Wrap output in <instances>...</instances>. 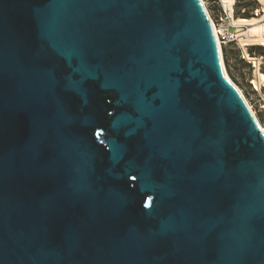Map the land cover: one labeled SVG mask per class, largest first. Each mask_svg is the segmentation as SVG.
I'll return each instance as SVG.
<instances>
[{
  "label": "water",
  "instance_id": "95a60500",
  "mask_svg": "<svg viewBox=\"0 0 264 264\" xmlns=\"http://www.w3.org/2000/svg\"><path fill=\"white\" fill-rule=\"evenodd\" d=\"M0 264H264V135L201 0H0Z\"/></svg>",
  "mask_w": 264,
  "mask_h": 264
},
{
  "label": "rangeland",
  "instance_id": "374dc122",
  "mask_svg": "<svg viewBox=\"0 0 264 264\" xmlns=\"http://www.w3.org/2000/svg\"><path fill=\"white\" fill-rule=\"evenodd\" d=\"M205 2L208 11L215 22H220L221 18H225L226 14L224 7L230 14V17L234 19L239 17L244 18L242 16L244 10H246V15L249 14L246 18L255 16L256 9L260 7L258 0H205ZM234 11L236 14L239 13L240 15L237 17ZM260 47L263 46L260 45ZM252 48H256V46L248 47L250 55L253 57L255 56L254 58L259 57L261 60L263 59V64L260 68L257 66L254 67L250 60L243 59L241 46L237 45L223 47V60L229 77L243 91L244 95L255 110L259 120L264 125V85L260 91L256 88V85L253 84V81L256 79L255 76L259 70H262L261 72L264 74V47L261 53H258L259 51L253 53ZM226 56L229 58V65L226 63ZM253 62L255 61L253 60L252 63Z\"/></svg>",
  "mask_w": 264,
  "mask_h": 264
},
{
  "label": "bare ground",
  "instance_id": "6f19581e",
  "mask_svg": "<svg viewBox=\"0 0 264 264\" xmlns=\"http://www.w3.org/2000/svg\"><path fill=\"white\" fill-rule=\"evenodd\" d=\"M201 2L203 3V5L205 6V9L207 10V14L209 17V21L210 24L212 25L215 33H216V29H217V23L215 22V20L213 19V17L211 16V14L208 11V8L206 6V2L205 0H201ZM258 3L260 5H262V9L260 10L261 13H259V8L257 9L256 15L252 16L250 18L247 19H242V18H231L232 22L234 23V25H236L238 27V33H239V41L241 43V47L244 50V53L247 57V60L255 61L256 66L258 67L259 65L262 64V60L258 57V58H254L253 56L250 55L249 51H248V47L249 45H254L253 43H259L257 45H261L264 46V38L262 37V32L264 29V0H258ZM217 35V33H216ZM217 40H218V46H219V51H220V56L222 59V63L225 69V73L227 74V76L229 77L227 70H226V66H225V62L223 60V45L220 43V40L218 39V35H217ZM250 47V46H249ZM257 71V70H256ZM262 71V70H261ZM260 70L257 72L256 76H255V80L253 81V84L256 85L257 89H262L263 85H264V74L263 72H261ZM229 79L233 82V80L229 77ZM234 83V82H233ZM235 84V83H234ZM236 85V84H235ZM237 86V85H236ZM238 87V86H237ZM238 89L240 90V92L242 93L245 101L247 102L249 108L251 109L253 115L256 118V121L264 135V125L261 123V121L259 120L255 110L253 109V107L251 106L250 102L248 101V99L246 98V96L244 95L243 91L238 87ZM261 91V90H260Z\"/></svg>",
  "mask_w": 264,
  "mask_h": 264
},
{
  "label": "built area",
  "instance_id": "2783aa9c",
  "mask_svg": "<svg viewBox=\"0 0 264 264\" xmlns=\"http://www.w3.org/2000/svg\"><path fill=\"white\" fill-rule=\"evenodd\" d=\"M235 6V5H234ZM224 10H225V18H221V21H216L217 23V29H216V33L218 35V39L220 40V43L223 45V47H226L228 45H237V46H241V43L239 41V33L237 32L238 31V27L236 25H234V23L232 22V19L230 18V14L227 12V10L225 9L224 7ZM246 12V10L243 11V14ZM257 12V9L255 11V14ZM235 13V11H234ZM262 37L264 38V29H263V32H262ZM254 45H249V46H260V45H257L259 43H253ZM247 46V47H249ZM264 47V46H263ZM242 49V47H241ZM242 57L243 59H246L247 60V57L244 53V50L242 49ZM254 65V67L256 66L255 65V62L252 63ZM263 64V63H262ZM261 65H259L258 67L260 68Z\"/></svg>",
  "mask_w": 264,
  "mask_h": 264
},
{
  "label": "trees",
  "instance_id": "16d2710c",
  "mask_svg": "<svg viewBox=\"0 0 264 264\" xmlns=\"http://www.w3.org/2000/svg\"><path fill=\"white\" fill-rule=\"evenodd\" d=\"M235 15L238 17L240 14H239V13H237V14L235 13ZM242 16H243L244 18H242V17H239V18H242V19L250 18V17H247V18H246V16H249V14L246 15V14L244 13V14H242ZM255 49H256V50H255ZM262 49H263V47L256 46V48H252V52H253V53H257V52L259 51L258 53H261ZM225 60H226V63L229 65V58H228V56L225 57Z\"/></svg>",
  "mask_w": 264,
  "mask_h": 264
},
{
  "label": "crops",
  "instance_id": "0c3cea01",
  "mask_svg": "<svg viewBox=\"0 0 264 264\" xmlns=\"http://www.w3.org/2000/svg\"><path fill=\"white\" fill-rule=\"evenodd\" d=\"M260 9L263 10V9H262V5H260V7H259V13H261ZM257 15H258V14H257ZM257 15H256V16H257Z\"/></svg>",
  "mask_w": 264,
  "mask_h": 264
}]
</instances>
